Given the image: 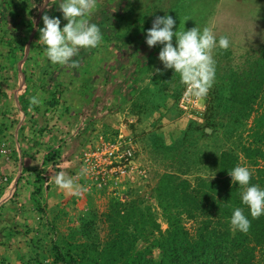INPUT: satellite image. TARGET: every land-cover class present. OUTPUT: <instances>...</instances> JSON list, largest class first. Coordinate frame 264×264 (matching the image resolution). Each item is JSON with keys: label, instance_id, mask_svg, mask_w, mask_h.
<instances>
[{"label": "rangeland", "instance_id": "obj_1", "mask_svg": "<svg viewBox=\"0 0 264 264\" xmlns=\"http://www.w3.org/2000/svg\"><path fill=\"white\" fill-rule=\"evenodd\" d=\"M5 4L8 14L0 23L5 35L0 44V159L8 164V169L0 172L6 176L0 185V262L34 264L38 259L43 264H54L48 248L61 234L78 228L91 226V235L102 242L108 232L103 213L111 198L125 201L140 195L143 206L150 208L152 220L164 229L166 223L152 192L163 166L148 144L153 142V135L154 139L159 136L164 145L174 144L187 131L197 133L203 118L202 114L184 115L175 105L170 106L173 92L181 89L180 76L172 69H164L158 59L162 45L147 46L146 30L151 26L143 23L148 17L154 20L167 12L176 20L174 31L195 25L212 27L218 37L228 35L231 39L227 50H216V63L227 51L236 62L246 51L264 45V0H97L89 20L99 25L102 33H114L117 27L125 30L141 17L143 28L136 43L122 47L116 40L108 39L97 48L81 49L73 58L76 66L60 65L53 75L55 81L49 74L52 68L47 66L52 63L39 40L38 29L43 27L41 17L45 12L59 17V0H39L32 6L27 2L13 7L9 0ZM33 14L36 17H30ZM60 19L63 27L67 21H63V15ZM137 28L138 25L132 26L130 32ZM18 35L22 40L11 50L5 41ZM9 52L14 56L8 58ZM17 72L28 85L17 96L12 94L13 87L10 105L2 91L5 81L14 80ZM87 78L90 80L84 84ZM45 82L51 83L49 86L57 94L54 107L48 108L45 101ZM79 87L92 93L89 101L83 103L85 95L78 92ZM134 89L154 92L157 97L151 103L147 93L137 97L141 103H149L138 109L132 103ZM28 92L40 98L42 104L32 105L28 100L25 120L35 127L21 133L16 127L15 108L16 104L20 108ZM31 133L36 142L32 146ZM21 140L24 142L18 144ZM103 143L129 146L134 153L130 170L118 179L108 174L101 183L97 169L87 167L83 156ZM20 145L24 147L22 157L32 158V165L18 167L14 157ZM85 167L89 171L81 175ZM60 171L67 172L88 190L77 196L60 189L54 183V176ZM76 237L90 240L82 231Z\"/></svg>", "mask_w": 264, "mask_h": 264}, {"label": "trees", "instance_id": "obj_2", "mask_svg": "<svg viewBox=\"0 0 264 264\" xmlns=\"http://www.w3.org/2000/svg\"><path fill=\"white\" fill-rule=\"evenodd\" d=\"M153 21L148 17L143 23L137 17L125 30L117 27L114 33H103V42L116 40L122 47L136 43L141 26H152ZM4 36L0 35V44ZM20 40L18 35L5 42L12 50ZM219 58L197 133L187 131L182 140L170 145L153 135L148 144L163 166L152 192L166 227L152 220L140 195L125 201L111 198L103 213L108 230L103 241L91 235V226L61 234L48 248L54 264H264V215L250 216L241 202L243 188L233 184L228 173L237 165L247 166L253 173L250 183L264 188V45L246 51L236 62L228 51ZM59 66H47L52 68V79ZM50 84H42L48 108L57 103ZM184 86L173 92L170 105L179 113L177 100ZM78 89L85 95L83 103L89 101L92 93ZM145 93L150 103L157 97L147 90L131 93L138 109L149 104L137 100ZM20 104L26 114L27 103ZM236 207L243 208L251 220L247 233L233 230L229 223ZM80 230L89 241L76 237ZM34 264L43 263L35 259Z\"/></svg>", "mask_w": 264, "mask_h": 264}, {"label": "clouds", "instance_id": "obj_3", "mask_svg": "<svg viewBox=\"0 0 264 264\" xmlns=\"http://www.w3.org/2000/svg\"><path fill=\"white\" fill-rule=\"evenodd\" d=\"M59 9L67 21L61 27V19L42 15L43 27L39 28V40L45 45L44 51L52 64L76 66V57L81 49H94L103 42V33L96 23L89 20L97 7V0H59ZM176 20L168 15L157 16L151 28L146 30L145 41L149 48L162 45L158 59L164 69H172L180 76V82L186 87V95L198 99L205 98L216 78V50H227L231 45L228 35L215 34L212 27H194L185 30H173ZM175 37V44L173 38ZM32 105H41L42 100L33 95ZM89 170L85 167L81 175ZM231 182L243 188L240 193L241 202L248 207L253 219L264 215V188L250 183L252 170L247 166L237 165L228 171ZM54 183L71 195H80L87 191L78 185L67 172L60 171L54 176ZM229 223L233 230L247 233L251 220L245 215L243 208L236 207L232 211Z\"/></svg>", "mask_w": 264, "mask_h": 264}, {"label": "built area", "instance_id": "obj_4", "mask_svg": "<svg viewBox=\"0 0 264 264\" xmlns=\"http://www.w3.org/2000/svg\"><path fill=\"white\" fill-rule=\"evenodd\" d=\"M207 96L203 99H198L186 95V87L184 86L178 100V110L187 116L196 117L201 115L206 107ZM134 150L129 146L122 147L115 143H103L101 146L96 147L92 152H84L83 160L93 169H97V175L100 182H105L106 175H113L115 179L118 176H123L132 166V155ZM93 174V172H92ZM6 176L0 175V185L4 183Z\"/></svg>", "mask_w": 264, "mask_h": 264}, {"label": "crops", "instance_id": "obj_5", "mask_svg": "<svg viewBox=\"0 0 264 264\" xmlns=\"http://www.w3.org/2000/svg\"><path fill=\"white\" fill-rule=\"evenodd\" d=\"M9 1H10V6H13V7L16 6V5H23L24 3L26 4L27 2L32 6L33 5V2H37V4L39 2V0H9ZM44 3H45V0H44ZM12 8H11V10H12ZM11 13H13V11ZM6 14H8L7 4H5V0H0V23L6 20V17H5ZM13 16H14V13H13V15H11V19H13ZM30 17L33 18V17H36V15L33 14ZM3 30H1V28H0V32H2V34L4 35V33H3L4 31ZM0 35H1V33H0ZM14 82H15L16 86H15ZM27 85L28 84L25 82L24 78L21 77L20 72H17L16 78H14V80L8 78V80L5 81L4 91H2L3 94H6L8 96L7 99L5 98L6 103H8V104L11 105L10 95H11V91L13 90V87H14V90H13L12 94L14 96H17L18 93L19 94L20 93L22 94L23 91L25 92V88L27 87ZM31 95H32L31 92L30 93L28 92V93H26V95H24L25 103H27V105L30 104V103H28V100H29L28 96H31ZM9 108H10V111H12L11 110V107H9ZM27 108H29V106ZM31 108H32V106H31ZM14 116H15V119H16V127H18V130L19 129L21 130V133L24 132L25 128L27 130L29 129L30 132H31V130L32 131L34 130V127L35 126H33L31 122H30L31 123L30 124L27 120H25L26 116H25L23 110L21 109V105H20V108H19L17 106V104H16ZM7 126L9 128V125H7ZM25 135H27V134H25ZM32 136H33V133H31L29 135V137H31V140H30L31 141V145L30 146H32V143L33 142H34V144L36 143L35 140H33ZM27 139L28 138L25 139V142H26ZM22 142H24V141L23 140L18 141V144H22ZM18 146L16 147L17 152L15 151L16 152V154H15L16 156L14 157L15 160H17V162H18V167L21 164H25V165L26 164H31L32 165V158L22 157L23 156L24 147H22V145H20L21 146V149H20ZM31 153L32 152L30 151V154ZM24 158H26L27 160L29 159L30 161L29 160L28 161L27 160H24ZM9 167H10V165H9ZM5 169H8V164L7 163H3V161L1 162V159H0V172L1 171L2 172H5L4 171ZM22 213L23 212H21V214Z\"/></svg>", "mask_w": 264, "mask_h": 264}, {"label": "water", "instance_id": "obj_6", "mask_svg": "<svg viewBox=\"0 0 264 264\" xmlns=\"http://www.w3.org/2000/svg\"><path fill=\"white\" fill-rule=\"evenodd\" d=\"M208 131H210V129H208Z\"/></svg>", "mask_w": 264, "mask_h": 264}]
</instances>
